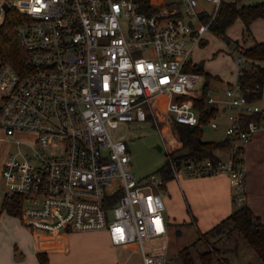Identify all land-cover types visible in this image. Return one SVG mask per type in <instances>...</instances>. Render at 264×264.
<instances>
[{"label":"built area","instance_id":"obj_1","mask_svg":"<svg viewBox=\"0 0 264 264\" xmlns=\"http://www.w3.org/2000/svg\"><path fill=\"white\" fill-rule=\"evenodd\" d=\"M205 1L209 18L195 24L199 0H147L149 14L140 0H0V25L10 7L22 15L21 68L0 56V146L4 137L13 146L0 164V191L3 201L18 197L24 225L51 235L106 229L114 245L136 243L142 264L166 263V181L129 171L126 143L113 138L120 122L156 126L172 179L225 173L243 199L245 145L264 131V112L247 118L263 109L236 81L222 97L208 89L200 109L192 49L223 0ZM201 118L215 129L224 118L230 155L175 162L172 124ZM22 133L32 137L13 138Z\"/></svg>","mask_w":264,"mask_h":264},{"label":"crops","instance_id":"obj_2","mask_svg":"<svg viewBox=\"0 0 264 264\" xmlns=\"http://www.w3.org/2000/svg\"><path fill=\"white\" fill-rule=\"evenodd\" d=\"M199 7L201 9L200 16L208 15L212 9V5L205 0H199ZM198 20L201 21L196 19L193 23L196 24ZM210 32L209 29L206 30L200 41L193 46L191 59L194 64L201 63L203 72L212 76L208 81L209 93L216 97H222L223 90L236 81L238 70H236L234 79L231 74L223 77L218 74L212 75L204 67V58L214 54L213 51L216 50L215 46H208L207 44V35ZM211 34L213 33L211 32ZM225 34L229 40H226V49L232 56L233 52L235 54L238 45L246 48L252 46L255 41L264 40V17H258L251 21L249 35H244V24L240 19L234 20L225 29ZM232 40L233 46H231ZM236 69H238L237 66ZM221 119L225 124L224 118ZM224 124L218 127L223 128V133ZM217 154L220 158H227L230 155V150L228 147H224L219 152L217 151ZM244 165L245 191L243 202H240L241 200L236 201L235 197L238 195V191L225 173L207 176L182 175L178 181L170 179L165 182V219L168 226V233L165 237V264L174 262L168 255L170 254L168 246L172 224H192L197 231L195 239L200 236V240L202 243L205 242L203 243L205 245L209 243L210 239H214V235H210L211 238H209L207 234L205 239L202 233L207 232L227 217L235 209L236 203H245L264 225L263 130L255 131L249 137L244 150ZM0 192V264H41L38 254L44 256L45 264H142L140 251L136 243L114 245L106 229L71 230L54 235L31 230L22 223L19 214L13 215L8 211L6 205L3 204L2 191ZM176 232H180L179 229ZM190 247V252L199 263L198 252L207 250L206 245L201 250L194 248L193 245ZM219 256L222 257L224 264L247 263L245 262L247 259L239 258V246L225 248L221 250ZM219 260L220 257L213 256L211 264H220ZM176 264H179V260Z\"/></svg>","mask_w":264,"mask_h":264},{"label":"trees","instance_id":"obj_3","mask_svg":"<svg viewBox=\"0 0 264 264\" xmlns=\"http://www.w3.org/2000/svg\"><path fill=\"white\" fill-rule=\"evenodd\" d=\"M140 4L142 12L151 13L147 0H140ZM258 17H264V1L243 2L240 0H223L219 4L208 29L216 36L229 41L225 34V29L234 20L240 19L244 24V35H249V24ZM21 18L22 15L16 9L10 7L6 11L0 25V56L7 59L13 67L18 69L21 68L24 58V52L18 47L16 40V26ZM208 18L209 14L199 16V19L203 22L207 21ZM242 56L243 63L241 71L237 74L236 82L243 89L248 88L245 93L249 99L257 100L261 96L264 83V40L260 42L255 41L252 46L242 48ZM191 70L203 74L206 79L203 82L202 94L199 100L200 109L205 111L204 99L209 89L208 81L212 76L203 72L201 63L196 64ZM263 112L264 109L260 113L247 115V118H260ZM205 123V120L201 118L195 125L178 122L172 124V128L176 131L181 143L178 149L171 152V157L175 162L180 163L187 160H203L206 158L215 160L219 158L217 150L229 146V142L225 137L216 141H203L201 139V126ZM158 170L165 181L172 179L167 161ZM18 200V197L14 196L3 201V204L6 205L8 211L13 215H18L20 212ZM226 223H230L231 229L233 228L240 233L260 260L259 263L246 264H264V225L252 213L249 207L245 203L239 204L227 217L207 232L202 233V236L212 233L213 230ZM214 252H216L214 248L212 250L199 251L197 256L199 259L198 263L189 251V247H185L179 250V264H211ZM37 256L39 262L45 264L44 256L41 254Z\"/></svg>","mask_w":264,"mask_h":264},{"label":"rangeland","instance_id":"obj_4","mask_svg":"<svg viewBox=\"0 0 264 264\" xmlns=\"http://www.w3.org/2000/svg\"><path fill=\"white\" fill-rule=\"evenodd\" d=\"M215 34L208 33L207 35V44L208 46H215L216 50L214 54L209 55V57L204 58V67L207 68L209 73L218 74L219 76L223 77L227 74H231L234 76L236 75V64L233 60L234 52L231 56L230 52L227 51V43L226 40L215 36ZM233 40L231 41V46H233ZM223 46V47H222ZM222 47V48H217ZM206 50V49H203ZM233 79V80H234ZM205 77L201 74V78L197 82V85H202L205 81ZM256 103L259 107L264 108V85L262 88L261 96L256 100ZM171 132L175 135L178 139V135L176 131L171 128ZM0 135H4L0 130ZM32 137L31 134H14L13 138H27ZM113 138L114 139H121L125 141L127 146V151L130 155V161L128 162V169L133 174L135 178H140L151 173L157 174L159 173L158 169L164 165L166 162V155L164 150L161 152L157 151L156 149L152 148V146L160 141L159 134L157 132L156 126L151 125L149 121L144 122H120L117 127L113 131ZM224 138L223 128H211L209 125H202L201 126V139L203 141H213V140H220ZM11 140L9 137H4L3 141L0 146V164L4 161L6 153L8 150H13V146L10 145ZM180 146L181 143L179 142ZM179 146V147H180ZM178 147V148H179ZM176 148V149H178ZM175 149V150H176ZM218 152L220 151L217 150ZM1 196V192H0ZM240 202H243L241 200ZM241 204V203H240ZM239 204L236 203V207ZM235 207V208H236ZM165 216V212H164ZM179 229L180 232H176ZM170 241L168 246V254L170 258L174 261L171 264H176L179 260V250L183 248H187L190 246L196 247V249L201 250L206 248L207 250H216L214 252L216 258L220 257L219 262L223 263V259L220 255L221 250L225 248H232L234 246H239V258L247 259L245 262L251 263H259L260 260L258 259L257 255L252 251V248L247 244L245 239L240 235V233L235 230L231 229V224L226 223L222 224L219 228L213 230L212 233H208L209 238L210 235H214V239H210L209 243L203 245V242L200 240L198 241V237L196 238L197 231L195 226L192 224H172L170 226ZM205 239L206 237L203 236ZM195 239V240H194ZM192 240H194L192 242ZM208 241V240H207ZM191 242V243H190ZM206 250V249H205ZM246 250V251H245ZM191 251V247L189 248ZM193 251V249H192ZM169 258V259H170ZM214 264V263H213Z\"/></svg>","mask_w":264,"mask_h":264},{"label":"water","instance_id":"obj_5","mask_svg":"<svg viewBox=\"0 0 264 264\" xmlns=\"http://www.w3.org/2000/svg\"><path fill=\"white\" fill-rule=\"evenodd\" d=\"M3 7L5 8V10L8 9V6H7L6 3H3ZM152 148H154V149H156L157 151L161 152V151H162V144H161V142H160V141H159V142H156V143L152 146Z\"/></svg>","mask_w":264,"mask_h":264}]
</instances>
